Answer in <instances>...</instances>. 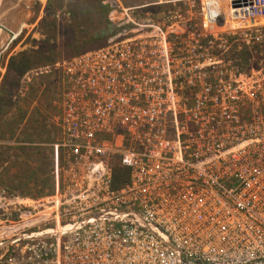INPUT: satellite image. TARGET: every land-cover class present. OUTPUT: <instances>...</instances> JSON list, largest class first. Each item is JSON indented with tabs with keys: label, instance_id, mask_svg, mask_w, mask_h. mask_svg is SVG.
I'll return each mask as SVG.
<instances>
[{
	"label": "built area",
	"instance_id": "2783aa9c",
	"mask_svg": "<svg viewBox=\"0 0 264 264\" xmlns=\"http://www.w3.org/2000/svg\"><path fill=\"white\" fill-rule=\"evenodd\" d=\"M109 6L105 45L32 71L58 76L53 190L12 200L3 260L264 264V0Z\"/></svg>",
	"mask_w": 264,
	"mask_h": 264
},
{
	"label": "rangeland",
	"instance_id": "374dc122",
	"mask_svg": "<svg viewBox=\"0 0 264 264\" xmlns=\"http://www.w3.org/2000/svg\"><path fill=\"white\" fill-rule=\"evenodd\" d=\"M121 1L132 6L146 0ZM110 3L111 0H0V39L10 42L0 63V99L2 104L7 102L6 114L0 117V219H5L0 232H4L1 235L6 240L12 236L10 224L19 220L12 200H18L23 207L26 199L42 198L53 190L50 143L58 136L54 118L60 95L54 70L30 71L22 78L20 91L9 94L17 64L14 59L23 52L45 51L51 60L43 65H51L105 45L103 21ZM68 54L72 55L67 57ZM5 246L9 245L0 249V264H6L3 259L9 254Z\"/></svg>",
	"mask_w": 264,
	"mask_h": 264
},
{
	"label": "trees",
	"instance_id": "16d2710c",
	"mask_svg": "<svg viewBox=\"0 0 264 264\" xmlns=\"http://www.w3.org/2000/svg\"><path fill=\"white\" fill-rule=\"evenodd\" d=\"M30 53L23 52V53L19 54L14 59L15 62L17 61L16 62L17 64H15V66L13 67L14 76H12V79H11L12 82L10 81L11 82L10 86H9L10 91H8L9 94H10V92L15 91V90L16 91L14 93L20 91L21 84H22V78L25 76V74L29 73L30 71L39 69L41 67H45V66L50 65V64L43 65V64L47 63V61L51 60V58L45 56V51L32 52L31 54ZM71 55L72 54H68L66 56L70 57ZM6 104H7V102L2 104L1 99H0V117L4 116L6 114V111H4ZM127 178H128V171L122 170L120 168H117L115 170V183L117 185H121L124 182H126Z\"/></svg>",
	"mask_w": 264,
	"mask_h": 264
},
{
	"label": "bare ground",
	"instance_id": "6f19581e",
	"mask_svg": "<svg viewBox=\"0 0 264 264\" xmlns=\"http://www.w3.org/2000/svg\"><path fill=\"white\" fill-rule=\"evenodd\" d=\"M3 11V10H2ZM8 38V37H7ZM10 42L8 40H5V38H1L0 39V51L3 50V52H0V63L2 61V55L4 53V49L8 48L7 46H9ZM1 66V65H0Z\"/></svg>",
	"mask_w": 264,
	"mask_h": 264
},
{
	"label": "crops",
	"instance_id": "0c3cea01",
	"mask_svg": "<svg viewBox=\"0 0 264 264\" xmlns=\"http://www.w3.org/2000/svg\"><path fill=\"white\" fill-rule=\"evenodd\" d=\"M151 1H154V0H151Z\"/></svg>",
	"mask_w": 264,
	"mask_h": 264
},
{
	"label": "flooded vegetation",
	"instance_id": "af4514ba",
	"mask_svg": "<svg viewBox=\"0 0 264 264\" xmlns=\"http://www.w3.org/2000/svg\"><path fill=\"white\" fill-rule=\"evenodd\" d=\"M36 4V3H35Z\"/></svg>",
	"mask_w": 264,
	"mask_h": 264
}]
</instances>
